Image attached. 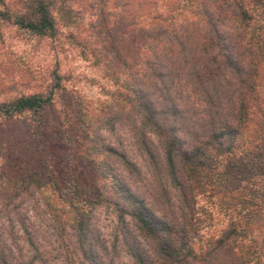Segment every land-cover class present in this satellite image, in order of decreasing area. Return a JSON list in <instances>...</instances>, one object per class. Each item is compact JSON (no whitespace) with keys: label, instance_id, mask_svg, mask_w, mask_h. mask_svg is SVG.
Listing matches in <instances>:
<instances>
[{"label":"trees","instance_id":"1","mask_svg":"<svg viewBox=\"0 0 264 264\" xmlns=\"http://www.w3.org/2000/svg\"><path fill=\"white\" fill-rule=\"evenodd\" d=\"M166 2L173 4L170 16L159 20L153 5L155 14L139 32L148 40L144 58L124 67V80L113 76L121 86L113 93L120 105L95 120L97 129L113 134L117 127L128 129L133 155L118 135L114 143L91 136L94 185L86 190L73 178L64 187L53 182L61 207L47 199L44 206L54 221L70 214L73 235L80 249L86 245L91 264H112L118 247L133 264H264V0ZM21 3L14 11L0 8V23L37 37L55 38L54 12L69 18L72 11L67 0ZM51 77L45 95L0 101V117L28 113L40 124V112L62 88L56 70ZM214 194L226 197L229 218L219 234L201 241L196 202ZM13 199L1 202L0 215L14 216L33 255L23 259L9 219L0 264H32L40 255ZM99 206L115 217L110 249L101 244L102 256L88 227Z\"/></svg>","mask_w":264,"mask_h":264},{"label":"rangeland","instance_id":"2","mask_svg":"<svg viewBox=\"0 0 264 264\" xmlns=\"http://www.w3.org/2000/svg\"><path fill=\"white\" fill-rule=\"evenodd\" d=\"M153 1L105 0L98 5L97 0H67L72 7L69 18L61 11L54 12L58 21L55 38L37 37L8 22L0 23V101L33 92L45 95L52 84V70L62 76V88L40 112V124L28 113L0 117V205L9 196L20 203V214L40 255L32 264H91L86 245L80 249L73 235L70 214L54 221L44 199L61 207V200L52 191L53 182L64 187L73 178L86 190L94 185L91 136L99 134L114 143L118 135L133 155L128 129L120 126L113 134L104 127L97 129L95 120L121 103L113 94L121 89L113 76L124 80L128 65L146 55L148 40L139 32L155 14L153 5L160 13L159 20L170 16L168 6L173 4ZM21 5V0H0V8L14 11ZM185 11L189 12L187 7ZM225 203L226 197L217 194L210 199L198 197L197 215L203 220L199 240L216 236L226 225L229 212H225ZM114 218L109 209L99 206L89 219V239L100 256L101 244L110 249ZM9 219L20 235L17 240L27 260L33 250L12 214L9 218L0 215V237L10 241ZM112 256V264H133L120 247Z\"/></svg>","mask_w":264,"mask_h":264}]
</instances>
